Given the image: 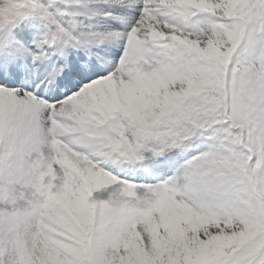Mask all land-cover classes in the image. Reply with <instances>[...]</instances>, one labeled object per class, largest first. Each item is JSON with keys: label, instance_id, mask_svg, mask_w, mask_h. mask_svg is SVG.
<instances>
[{"label": "snow or ice", "instance_id": "1", "mask_svg": "<svg viewBox=\"0 0 264 264\" xmlns=\"http://www.w3.org/2000/svg\"><path fill=\"white\" fill-rule=\"evenodd\" d=\"M0 264H264V0H0Z\"/></svg>", "mask_w": 264, "mask_h": 264}]
</instances>
